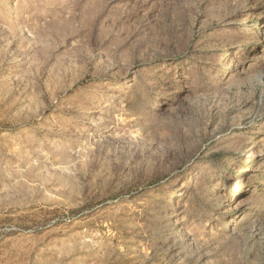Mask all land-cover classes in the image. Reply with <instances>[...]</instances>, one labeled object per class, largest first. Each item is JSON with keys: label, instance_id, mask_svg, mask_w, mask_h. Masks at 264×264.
<instances>
[{"label": "rangeland", "instance_id": "374dc122", "mask_svg": "<svg viewBox=\"0 0 264 264\" xmlns=\"http://www.w3.org/2000/svg\"><path fill=\"white\" fill-rule=\"evenodd\" d=\"M0 264H264V0H0Z\"/></svg>", "mask_w": 264, "mask_h": 264}, {"label": "bare ground", "instance_id": "6f19581e", "mask_svg": "<svg viewBox=\"0 0 264 264\" xmlns=\"http://www.w3.org/2000/svg\"><path fill=\"white\" fill-rule=\"evenodd\" d=\"M238 185L236 186V189H237Z\"/></svg>", "mask_w": 264, "mask_h": 264}]
</instances>
